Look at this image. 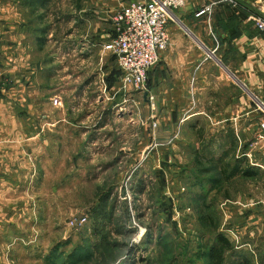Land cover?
I'll return each instance as SVG.
<instances>
[{"label": "crops", "instance_id": "1", "mask_svg": "<svg viewBox=\"0 0 264 264\" xmlns=\"http://www.w3.org/2000/svg\"><path fill=\"white\" fill-rule=\"evenodd\" d=\"M130 1L85 0L83 8L81 0H75L78 16L71 24H79L76 35L74 29L65 34L53 27L47 0H0V241L23 218L36 217L37 200L31 191L38 185L39 164L48 162L52 133L69 119L64 107L59 113L53 106L54 97L68 91L62 59L83 53V62L94 58L101 69V55L107 52L101 47L112 35L106 39L100 32L90 33L92 26V31L101 30L99 21L83 18L81 42V8L111 13ZM238 1L242 9L185 0L174 11L166 25L169 45L147 73L142 96L148 113L142 125L145 133L150 122H156L150 140L171 148L178 165L188 159L194 169L200 159L221 168L237 158L242 168L254 167L257 174L251 179H256L264 168V30L250 15L264 17V0ZM106 64L99 75L108 74ZM233 180L247 178H222L227 188L226 195L221 194L223 214L233 218L228 222L229 228L235 227L231 231L254 244V256L263 264L264 211L256 207L261 201L241 198L245 190L232 198L228 186ZM0 246L3 252L2 242ZM3 257L0 254V263Z\"/></svg>", "mask_w": 264, "mask_h": 264}, {"label": "rangeland", "instance_id": "2", "mask_svg": "<svg viewBox=\"0 0 264 264\" xmlns=\"http://www.w3.org/2000/svg\"><path fill=\"white\" fill-rule=\"evenodd\" d=\"M47 1L53 27L65 34L74 29L77 35L79 24H71L78 16L75 0ZM109 15L107 10L81 8V42L83 18L100 22L101 30L90 28L93 35L113 37ZM79 55L62 59L68 91L55 96L53 106L59 113L64 107L69 119L52 133L48 162L39 164L38 185L31 191L36 217L23 218L0 241L5 247L0 264H200L202 254L210 264H227L230 252L215 242L216 232L234 250L254 256V244L229 228L233 218L223 214L220 190L210 192L217 196V221L205 229L204 216L198 218L203 211L196 210L193 199L201 189L192 186L188 159L178 165L171 148L151 141V122L144 133L142 120L148 112L143 92L113 94L115 56L103 53L99 69L94 58L83 62L84 54ZM105 64L108 74L99 75ZM62 100L67 101L63 106ZM228 187L232 198L245 190L241 198L260 200L256 207L264 211V168L256 179L233 180ZM79 218L85 220L71 224Z\"/></svg>", "mask_w": 264, "mask_h": 264}, {"label": "built area", "instance_id": "3", "mask_svg": "<svg viewBox=\"0 0 264 264\" xmlns=\"http://www.w3.org/2000/svg\"><path fill=\"white\" fill-rule=\"evenodd\" d=\"M210 1L211 5L220 3L242 9L238 0ZM184 3L185 0H132L110 13L109 19L115 35L103 44L102 50L116 58L115 64L119 75L113 94L145 90L148 70L159 61L161 54L169 45L167 22L174 16V11L181 8ZM206 8L208 7L202 9L200 13ZM250 18L254 20L259 30H264V17L250 15ZM152 106L153 103L150 102V108ZM151 125L155 127L156 122L152 121ZM260 128L264 133V119L260 123ZM84 220L85 218H79L77 221H71V224H81Z\"/></svg>", "mask_w": 264, "mask_h": 264}, {"label": "trees", "instance_id": "4", "mask_svg": "<svg viewBox=\"0 0 264 264\" xmlns=\"http://www.w3.org/2000/svg\"><path fill=\"white\" fill-rule=\"evenodd\" d=\"M32 1V0H31ZM39 3H43L44 0H35ZM115 35V32L113 36ZM112 38V37H111ZM110 38V39H111ZM116 73L119 75L118 69ZM117 80V79H116ZM200 158V157H199ZM198 159L197 155L194 157V160ZM242 159L235 158L232 162L226 163L223 167L219 168L216 165L206 166L199 159V164L194 166L190 170L189 178L192 180V186L199 187L201 189L200 193L193 196V199L196 202V210L202 209L203 214L199 215V219H202L204 216L205 229L208 231L210 225H214L217 221L213 203L216 200V194L210 196V192L214 190H220L221 194L227 193V188H224L222 185V178L230 179L235 176H242L245 178H253L257 171H255L251 166L241 167ZM205 187V189H204ZM204 191V192H203ZM204 203V206L202 205ZM215 242L222 245L225 249L230 252V258H228L227 264H259L258 259L255 256H252V253L244 250H234L231 242L220 232L215 233ZM203 252V251H201ZM236 253V255L234 253ZM208 255L202 254L200 264H210L208 262Z\"/></svg>", "mask_w": 264, "mask_h": 264}]
</instances>
